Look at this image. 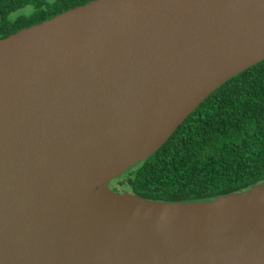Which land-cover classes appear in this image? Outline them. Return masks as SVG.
I'll return each mask as SVG.
<instances>
[{
	"label": "water",
	"instance_id": "95a60500",
	"mask_svg": "<svg viewBox=\"0 0 264 264\" xmlns=\"http://www.w3.org/2000/svg\"><path fill=\"white\" fill-rule=\"evenodd\" d=\"M264 60V0H90L0 38V264H264V182L109 187Z\"/></svg>",
	"mask_w": 264,
	"mask_h": 264
},
{
	"label": "trees",
	"instance_id": "16d2710c",
	"mask_svg": "<svg viewBox=\"0 0 264 264\" xmlns=\"http://www.w3.org/2000/svg\"><path fill=\"white\" fill-rule=\"evenodd\" d=\"M90 0H0V38ZM264 182V60L213 91L149 158L112 180L158 201L211 200Z\"/></svg>",
	"mask_w": 264,
	"mask_h": 264
},
{
	"label": "rangeland",
	"instance_id": "374dc122",
	"mask_svg": "<svg viewBox=\"0 0 264 264\" xmlns=\"http://www.w3.org/2000/svg\"><path fill=\"white\" fill-rule=\"evenodd\" d=\"M109 187H110L111 189H113L112 186H111V184H109ZM113 190H114V189H113Z\"/></svg>",
	"mask_w": 264,
	"mask_h": 264
}]
</instances>
